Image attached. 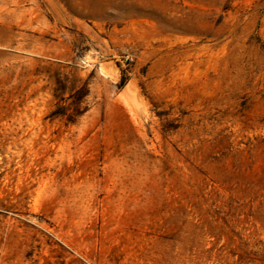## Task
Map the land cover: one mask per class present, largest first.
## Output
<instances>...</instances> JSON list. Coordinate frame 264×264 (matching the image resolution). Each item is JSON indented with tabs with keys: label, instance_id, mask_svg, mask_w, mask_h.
<instances>
[{
	"label": "rangeland",
	"instance_id": "374dc122",
	"mask_svg": "<svg viewBox=\"0 0 264 264\" xmlns=\"http://www.w3.org/2000/svg\"><path fill=\"white\" fill-rule=\"evenodd\" d=\"M201 173L263 213L264 0H0V264H214Z\"/></svg>",
	"mask_w": 264,
	"mask_h": 264
},
{
	"label": "trees",
	"instance_id": "16d2710c",
	"mask_svg": "<svg viewBox=\"0 0 264 264\" xmlns=\"http://www.w3.org/2000/svg\"><path fill=\"white\" fill-rule=\"evenodd\" d=\"M201 175L203 178L196 184L186 183L189 193L181 187L178 190L189 199L185 207L190 208V214L205 227V234L215 238L216 242L224 241L217 250L218 253L213 256L214 264H264V242L254 239L253 234L245 227L248 216L264 219V211L260 214L258 210H252V207L239 203L238 198L236 199L239 192L233 191L235 189L212 186L223 180H210L206 174ZM202 205H208L207 209L201 210ZM180 210L181 206H178L173 210L172 216L175 217ZM204 215L215 218L213 221H220L221 225L209 226ZM222 247L228 249V252L224 253ZM208 257L211 255L208 254Z\"/></svg>",
	"mask_w": 264,
	"mask_h": 264
}]
</instances>
